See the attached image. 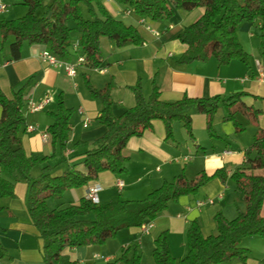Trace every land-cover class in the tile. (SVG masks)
<instances>
[{
	"label": "trees",
	"instance_id": "obj_1",
	"mask_svg": "<svg viewBox=\"0 0 264 264\" xmlns=\"http://www.w3.org/2000/svg\"><path fill=\"white\" fill-rule=\"evenodd\" d=\"M15 1L27 7V14L19 19L0 21L1 49L5 50L10 37L15 38L8 47L12 60L21 58L24 43L44 46L66 62H69L72 51L76 54L80 50L76 61L83 57L84 62L79 65L92 71L104 62L100 46L102 37L108 38L117 48L144 44L138 29L114 18L105 7L104 0H51L45 7L43 0ZM117 1L137 17L152 23L170 20L176 10L191 12L203 8V16L179 35L180 42L186 46L185 53L178 60L182 64L210 59H215L219 66L234 60L248 64L249 55L240 43L238 30L244 22L260 21V54L264 64V0ZM41 8L45 10L42 16H38ZM82 78L90 99L101 104L96 120L106 129L104 135L94 142V148L85 154V173L70 166L62 175L53 176V167L48 164L57 153L62 155L67 151L72 130L74 112L66 106L62 95L58 97L56 110L50 113L54 122L47 130L54 148L53 155L28 156L21 134L26 126L25 96L33 78L12 99L0 90V199H13L17 182L27 184V207L42 241L43 264H95L72 261L65 251L68 248L104 245L123 230L154 223L170 203L184 196H196L213 179H219L223 184L231 181L245 199V210L233 220L217 213L214 218L217 233L207 237L203 235L199 223L193 221L186 233L188 254L179 260L172 255L168 233H161L155 240L154 263L231 264L238 261L245 264L249 259V250L242 247V241L252 237L264 239V129L261 128L245 151V163L231 176L225 169H219L213 175L202 171L191 180L182 173L172 182H165L150 192L145 199L137 201L117 200L102 205L83 198L77 205L54 209L50 208L49 202L62 198L68 190L88 186L97 181L103 172L117 177L126 175L130 161L126 155L128 141L151 130L154 121L164 122L166 141L174 140L175 122H180L189 139L194 141L191 111L206 116L207 131L211 137H217L213 120L220 108L226 113L224 121L232 122L237 132L245 128L237 122L236 114L241 113L257 124L262 111L243 102L242 98L247 96L245 93L209 98L184 96L180 100L166 102L161 100L160 90L153 81L148 98L144 97L141 82H138L132 88L136 105L116 118L112 113L113 82L109 81L103 88L97 89L87 73ZM35 167H41L38 179L32 176ZM111 264H142L141 256L135 246H129Z\"/></svg>",
	"mask_w": 264,
	"mask_h": 264
},
{
	"label": "crops",
	"instance_id": "obj_2",
	"mask_svg": "<svg viewBox=\"0 0 264 264\" xmlns=\"http://www.w3.org/2000/svg\"><path fill=\"white\" fill-rule=\"evenodd\" d=\"M1 2L7 9L0 13V21L22 18L28 12L27 8L14 0ZM50 2L51 0L46 5ZM43 5L46 6L44 0ZM104 5L114 18L136 27L144 44L117 48L108 38L102 37L100 46L104 62L96 70L88 71L84 65H79L77 74L73 77L64 68L48 66L42 62L40 54L47 50L44 46L24 43L21 58L12 60L8 47L15 38L8 39L5 50L0 45V90L4 95L12 99L33 78L25 96L26 126L21 134L28 156L53 155L51 140L45 142L43 135L54 122L50 113L56 110L58 97L62 95L66 106L74 113L68 149L61 155V160L58 153L53 160L59 165L53 176L62 175L70 166L86 172L83 165L85 154L94 148V142L106 131L96 120L101 104L90 99L84 86L82 75L87 73L94 88L101 89L109 81L113 82L112 113L116 118L136 105L132 88L141 82L143 95L148 98L153 81L160 90L161 100L166 102H174L184 96L209 98L245 93L247 96L242 98L243 102L248 107L261 110L262 114L257 124H253L241 113L236 114L237 122L245 128L244 131L237 132L232 122L224 121L226 113L220 108L213 120L217 137H211L207 131L206 116L195 110L191 111L194 141L189 139L180 122L174 123V140L166 141L164 122L154 121L151 130L128 141L126 155L130 161L127 174L117 177L110 172H103L97 181L88 186L66 191L65 195L75 198L72 205H77L81 199L86 198L88 189L94 184L101 186L100 204L105 205L121 199L143 200L150 192L165 182H172L182 173L191 180L202 171L213 175L217 170L225 169L227 175L231 176L245 163V151L252 145L257 130L264 129V79L261 80V72L256 65V61L263 62L260 54V21L244 22L238 31L240 43L249 55L248 64L234 60L228 65L219 66L215 59L182 64L178 60L185 53L186 46L180 42L179 35L203 16V8L191 12L176 10L170 20L152 23L137 17L117 0H104ZM44 10H38V16H42ZM74 39L77 40L76 37ZM78 55L79 52L75 54L72 51L68 61L76 62ZM30 102L45 103L44 109L32 113L29 111ZM27 126H34L35 131H27ZM249 132L250 136L243 138L242 135ZM227 151L231 154L226 155ZM118 180L123 181L122 188L117 186ZM27 192V184L17 182L15 197L0 199V264H43L42 241L29 215ZM208 200H213L214 204L197 206L198 201ZM245 207L243 195L236 191L231 181L223 184L219 179H213L196 196H184L170 203L169 208L153 223L148 234L142 233L140 228H130L119 232L116 238L109 239L102 246L68 248L65 254L70 260L79 263L111 264L118 259V249H113V246L111 248L110 240L119 242L121 253L124 248L135 246L139 254L140 249L143 252L145 248L153 254L155 240L161 233L167 232L172 255L177 259V252L179 259H182L188 254L186 233L193 221L199 223L204 236L215 235L217 227L214 218L217 213L233 220ZM262 216L264 217V206ZM245 243L248 246L244 248L250 250V255L253 256L252 264H264V239L246 238L241 245ZM143 255L144 253L140 254L142 264ZM96 256L100 258H95Z\"/></svg>",
	"mask_w": 264,
	"mask_h": 264
},
{
	"label": "built area",
	"instance_id": "obj_3",
	"mask_svg": "<svg viewBox=\"0 0 264 264\" xmlns=\"http://www.w3.org/2000/svg\"><path fill=\"white\" fill-rule=\"evenodd\" d=\"M6 9H7V6L5 4H3L0 0V13L4 12ZM40 58H41L42 62L48 66H52V67H56V68H64L68 72V74L70 76H73V77L76 76V74H77V69H78L79 64H82L84 62L83 57H79L77 59V61L73 62V63L63 61V60L59 59L56 55L51 53L49 50L43 51L40 54ZM256 65L260 69L261 80H262V79H264L263 63L261 61H256ZM44 104L45 103L34 104V103L30 102L29 103V111L32 113L39 112L42 109H44V106H45ZM27 131H29V132L35 131V127L34 126H27ZM43 140L45 142H48L50 140V137L47 133H45L43 135ZM225 154L229 155V154H231V152L227 151V152H225ZM117 186L122 188L124 186L123 181L118 180ZM101 191H102L101 186H99L98 184L92 185L88 189L86 199L90 200L91 202H93L95 204H99L100 203L99 193ZM206 203L214 204V201L213 200H208L207 202L198 201L197 206L202 207ZM152 227H153V223H148V224L143 225L140 229H141L142 233L148 234ZM95 258H100V257L96 256Z\"/></svg>",
	"mask_w": 264,
	"mask_h": 264
},
{
	"label": "rangeland",
	"instance_id": "obj_4",
	"mask_svg": "<svg viewBox=\"0 0 264 264\" xmlns=\"http://www.w3.org/2000/svg\"><path fill=\"white\" fill-rule=\"evenodd\" d=\"M15 1V0H14ZM49 2V0H44V3H45V5L47 4ZM15 7V6H14ZM23 8H27V7H25V6H23ZM27 10V9H26ZM85 12V11H84ZM19 19V18H18ZM239 31V30H238ZM74 37H76L75 35H74ZM79 52H81L80 50H79ZM25 110V109H24ZM243 136V138H247V136H250V132L249 133H246V134H244V135H242ZM59 158H60V160H61V155L59 154ZM54 159H52V160H50L49 161V165H51L52 167H53V171H52V175L54 174V173H56V171H57V169H58V167H59V165H57V163H55L54 161H53ZM63 164V163H62ZM65 164H66V166H68L67 165V163L65 162ZM0 171H1V169H0ZM40 174H41V167H35L34 169H33V171H32V176H33V178L34 179H38L39 178V176H40ZM20 182H23V181H20ZM23 183H25V182H23ZM65 195V194H64ZM72 199V200H71ZM74 199L75 198H71L69 195H65V196H63L62 198H60V199H55V200H50V202H49V205H50V208H52V209H54V208H56V207H59V208H65V207H68V206H70V205H72V203H73V201H74ZM121 200H123V199H121ZM258 240V239H257ZM259 240H261V238L259 237ZM110 243H109V245L111 244V248H112V246H113V249L115 248V249H118L117 250V256H118V258L121 256V248H120V244H119V242H117V241H114V240H110L109 241ZM96 246H102V245H96ZM243 247L245 246H248V243H245L244 245H242ZM154 249V248H153ZM261 249V248H260ZM153 251V250H152ZM120 252V253H119ZM140 252L141 253H144V255H143V264H155L154 263V260H153V257H152V252L150 251V252H148V250L145 248L144 250H143V252H142V249H140ZM119 253V254H118ZM140 253V254H141ZM176 257H177V259H179V257H180V255L176 252ZM252 259H253V256L252 255H250V250H249V261H247L245 264H252ZM231 264H243V263H240V262H238V261H233Z\"/></svg>",
	"mask_w": 264,
	"mask_h": 264
},
{
	"label": "water",
	"instance_id": "obj_5",
	"mask_svg": "<svg viewBox=\"0 0 264 264\" xmlns=\"http://www.w3.org/2000/svg\"><path fill=\"white\" fill-rule=\"evenodd\" d=\"M51 16V14L49 15V17Z\"/></svg>",
	"mask_w": 264,
	"mask_h": 264
}]
</instances>
